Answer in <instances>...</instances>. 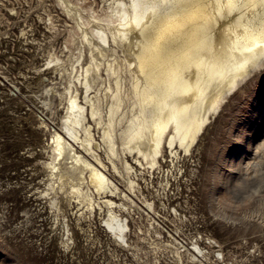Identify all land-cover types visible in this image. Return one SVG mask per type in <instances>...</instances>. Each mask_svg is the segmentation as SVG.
I'll return each mask as SVG.
<instances>
[{
    "label": "rangeland",
    "instance_id": "1",
    "mask_svg": "<svg viewBox=\"0 0 264 264\" xmlns=\"http://www.w3.org/2000/svg\"><path fill=\"white\" fill-rule=\"evenodd\" d=\"M73 30L59 0H0V264H264V67L189 151L165 149L159 168L134 163V191L132 156L114 157L128 195H109L128 224L119 236L102 199L54 184L48 165L67 111L58 92L85 94Z\"/></svg>",
    "mask_w": 264,
    "mask_h": 264
},
{
    "label": "bare ground",
    "instance_id": "2",
    "mask_svg": "<svg viewBox=\"0 0 264 264\" xmlns=\"http://www.w3.org/2000/svg\"><path fill=\"white\" fill-rule=\"evenodd\" d=\"M59 3L79 30L73 44L85 94L77 85L58 92L67 111L48 165L54 184H70L90 205L102 199L122 236L128 224L110 196L127 194L110 174L124 175L114 157L132 156L124 169L134 191V163L159 168L165 149L190 150L228 96L264 67V0Z\"/></svg>",
    "mask_w": 264,
    "mask_h": 264
}]
</instances>
